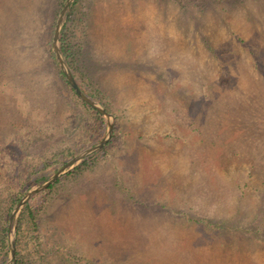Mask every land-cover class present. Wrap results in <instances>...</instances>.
<instances>
[{
  "label": "rangeland",
  "instance_id": "obj_1",
  "mask_svg": "<svg viewBox=\"0 0 264 264\" xmlns=\"http://www.w3.org/2000/svg\"><path fill=\"white\" fill-rule=\"evenodd\" d=\"M82 1L87 26L70 22V37L88 50L83 69L100 99L90 97L114 116L110 145L93 166L68 175L100 149L29 198L10 264H264V0ZM62 7L0 0L8 246L23 195L107 130L100 112V139L34 182V166L86 143L97 123L52 57Z\"/></svg>",
  "mask_w": 264,
  "mask_h": 264
},
{
  "label": "trees",
  "instance_id": "obj_2",
  "mask_svg": "<svg viewBox=\"0 0 264 264\" xmlns=\"http://www.w3.org/2000/svg\"><path fill=\"white\" fill-rule=\"evenodd\" d=\"M179 1L182 4L189 5V4H205L206 2H210L211 0H179ZM63 2L64 0H58V5L60 8L62 7ZM87 17H88V12L86 8L84 7V2L82 0H75L71 8V11L69 13L68 20L61 31V36H60L61 51L65 57V60L69 64L74 77L77 79L79 85L84 90V92L93 98L100 99V96L97 95L99 90L94 89L92 87L91 85L92 78L83 69V61L84 60L86 61V58L88 57V50L85 47V45L83 46L82 44L78 45V47L75 48L74 44L71 42V37H70L72 30H71V26L69 23L70 22H73L74 24L80 23L84 27H86ZM52 57L54 59V63L56 67L59 68L58 62L53 53H52ZM59 73H60L62 80L69 86V89L72 90L73 93L80 99L81 97L77 94V92L73 89V87H71L69 81L66 78V75L63 73V71H61V69H59ZM64 98L66 99V101H68L69 104L73 103V101L67 100L65 96ZM82 102L85 106L86 105L88 106V109H91L90 114L92 115L93 119L97 122L95 125H91V124L87 125V128H86L87 131L85 132L88 133V136L90 139L86 143L83 142L81 145H78L77 147L71 146V144L66 145L65 146L66 149H63L61 152H58L55 155L54 162L47 161L43 164L42 167L34 166L31 170V174H33L36 179L34 182H41L46 179L47 174L43 172L44 169L52 168V170L55 171L57 168L62 166L68 159L73 157L79 149L86 147L87 145L95 144L100 139L104 131L105 119L98 110L91 108L84 100H82ZM107 145L109 146L110 142H108ZM107 145L104 148L100 149L99 151L95 152L94 154L88 156L75 170L69 172L68 175L76 173L77 170L80 171L85 168L93 166L96 163L95 158L101 153L107 151L108 149ZM59 181H60V178L56 180L54 183H52L46 190L48 191L51 190L53 186ZM19 198L20 197H17L14 200V203H13L14 205L17 203ZM29 208H30L29 205H27V207L25 208V211H27V209L29 210ZM28 213H29L28 215L33 217L32 210L28 211ZM7 230H8V227L4 226L1 228V231H0V258L3 255H7L8 253L9 246H8V239H7ZM18 243H20V235H18V238H17V245ZM17 254H18V250H17Z\"/></svg>",
  "mask_w": 264,
  "mask_h": 264
},
{
  "label": "water",
  "instance_id": "obj_3",
  "mask_svg": "<svg viewBox=\"0 0 264 264\" xmlns=\"http://www.w3.org/2000/svg\"><path fill=\"white\" fill-rule=\"evenodd\" d=\"M74 2V0H66L61 11L59 12L58 19L56 22V27L54 31L53 36V50L55 53V56L66 75L69 83L73 87V89L77 92V94L85 100L87 103H89L91 106L96 108L99 112H101L106 118H107V130L105 136L94 146L89 147L79 154H77L75 157H73L71 160H69L67 163H65L62 167H60L52 176H50L47 180H45L43 183L34 185L31 187L19 200L18 204L14 207L10 219H9V259L7 264H10L13 260H15V253H16V224H17V217L23 208V206L28 202L29 198L44 189H46L50 184H52L55 180L58 179L62 174L70 170L71 168L75 167L78 163H80L87 155L95 152L96 150H99L103 148L106 143L109 141L112 135L113 131V125H114V116L111 112H108L105 107L98 102L97 100H94L90 96H88L80 87L78 84L76 78L74 77L72 71L70 70V67L68 66L67 62L64 59V56L61 52L60 48V33L61 29L64 24V18L65 13L69 9L70 5ZM13 224V225H12Z\"/></svg>",
  "mask_w": 264,
  "mask_h": 264
}]
</instances>
